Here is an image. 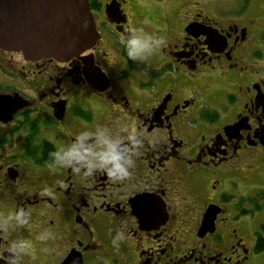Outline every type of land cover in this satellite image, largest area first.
<instances>
[{
    "label": "flooded vegetation",
    "instance_id": "flooded-vegetation-1",
    "mask_svg": "<svg viewBox=\"0 0 264 264\" xmlns=\"http://www.w3.org/2000/svg\"><path fill=\"white\" fill-rule=\"evenodd\" d=\"M89 6L99 39L76 58L0 48V264H255L240 219L263 196L239 183L264 165V19L197 1L132 27L126 0ZM134 36L148 48L129 57Z\"/></svg>",
    "mask_w": 264,
    "mask_h": 264
},
{
    "label": "water",
    "instance_id": "water-1",
    "mask_svg": "<svg viewBox=\"0 0 264 264\" xmlns=\"http://www.w3.org/2000/svg\"><path fill=\"white\" fill-rule=\"evenodd\" d=\"M99 39L88 0H0V48L24 58L69 61ZM106 79V78H105ZM226 126L224 133H232ZM219 209L208 206L199 234L213 231Z\"/></svg>",
    "mask_w": 264,
    "mask_h": 264
},
{
    "label": "rangeland",
    "instance_id": "rangeland-1",
    "mask_svg": "<svg viewBox=\"0 0 264 264\" xmlns=\"http://www.w3.org/2000/svg\"><path fill=\"white\" fill-rule=\"evenodd\" d=\"M125 13L132 27H167V19H171L180 10L186 9L194 2H202V7L209 16L219 13H234L243 9L246 15L264 19V4L262 0H126ZM263 12H260V10ZM177 13V14H178ZM129 22V24H130ZM259 48H264V27H261ZM254 175L245 173L240 178L241 192L251 194L264 189V165L254 164ZM256 175V177H255ZM243 237L247 245L254 248L255 232L264 223V209L255 211L252 215L240 219ZM255 264H264V252L254 253Z\"/></svg>",
    "mask_w": 264,
    "mask_h": 264
},
{
    "label": "clouds",
    "instance_id": "clouds-1",
    "mask_svg": "<svg viewBox=\"0 0 264 264\" xmlns=\"http://www.w3.org/2000/svg\"><path fill=\"white\" fill-rule=\"evenodd\" d=\"M129 51L128 56L133 57L134 55H138L142 50L148 48L147 40H141L140 38L134 36L131 40L128 41ZM78 157V153L75 151H71L68 153H65L63 157H60L64 160H71L73 158ZM100 159L102 160L104 165L111 164V169H108V175L109 176H118V177H125L128 174V169L124 166V163H127L128 161L124 159V157L116 150V146L114 144H109L107 149L101 154ZM122 159L124 160V163H121ZM22 213H17L15 215V219L18 220L20 223H24L23 220H20V216ZM123 233H118L116 239H114L112 242L113 244H116V240L123 239ZM26 244L24 242H21L20 244L13 243L10 245V251L12 252H21L25 249ZM12 264H16L15 260L12 261Z\"/></svg>",
    "mask_w": 264,
    "mask_h": 264
},
{
    "label": "trees",
    "instance_id": "trees-1",
    "mask_svg": "<svg viewBox=\"0 0 264 264\" xmlns=\"http://www.w3.org/2000/svg\"><path fill=\"white\" fill-rule=\"evenodd\" d=\"M263 196V203L261 206L255 205L254 209L259 211L264 209V191H259L256 197ZM254 251L255 253L264 252V223L260 224L259 230L255 232L254 237Z\"/></svg>",
    "mask_w": 264,
    "mask_h": 264
}]
</instances>
